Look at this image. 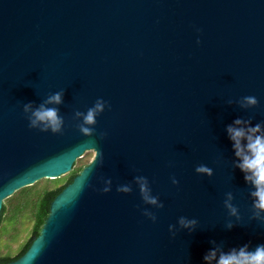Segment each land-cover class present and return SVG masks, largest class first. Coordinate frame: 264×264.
<instances>
[{
  "label": "water",
  "instance_id": "95a60500",
  "mask_svg": "<svg viewBox=\"0 0 264 264\" xmlns=\"http://www.w3.org/2000/svg\"><path fill=\"white\" fill-rule=\"evenodd\" d=\"M58 91L62 103L47 106L63 131L30 128L24 105ZM246 95L258 105L242 107ZM101 97L110 107L82 134L76 113ZM236 118L264 126V0H0V214L18 190L87 164L29 249L5 264H209L210 249L264 243V213L226 130ZM137 175L163 208L143 201ZM180 216L197 224L183 228Z\"/></svg>",
  "mask_w": 264,
  "mask_h": 264
},
{
  "label": "clouds",
  "instance_id": "9594fccd",
  "mask_svg": "<svg viewBox=\"0 0 264 264\" xmlns=\"http://www.w3.org/2000/svg\"><path fill=\"white\" fill-rule=\"evenodd\" d=\"M196 31L199 32L201 30L197 28ZM200 42L198 37L197 43L199 44ZM62 99L63 92L58 91L50 95L45 103L38 108L33 109L31 103L25 104L24 112L31 113L28 117L29 127L45 132L61 133L64 119L59 115V109L48 107L47 105L60 104ZM240 103L242 107H254L258 105L259 100L254 95H246L241 98ZM106 106L110 107L108 102L101 97L96 100L95 105L90 107L86 113L79 111L76 113L77 116L83 117V122L79 125V130L82 134L91 136L96 132V128L91 126L97 123V117L105 111ZM226 130L229 139L233 142L234 154L239 158L236 166L244 173V180L254 186V191L251 192V195L255 198L253 207L256 210L257 218H260L261 213H264V126L259 123L252 126L249 121L236 118L232 124L227 125ZM106 135V132L100 134L101 138ZM90 143L94 144L95 141H90ZM97 155L99 157V152ZM195 171L209 176L213 174V170L205 164L197 165ZM134 179L146 204L152 205L156 209H161L165 206L158 196L152 194V188L147 176L137 175ZM171 183L179 185L180 181L175 176H172ZM112 184L111 178L104 179V186L101 191L105 193L111 191ZM116 190L122 193H131L132 186L130 184H120L117 185ZM232 199V193H227V199L224 201L225 207L231 215L238 216V208L232 204ZM142 211L143 215L154 223L158 220L156 213L152 209L145 208ZM178 223L183 228L191 229L197 224V220L180 216ZM227 227L231 229L234 225L229 222ZM175 228L174 224H169L168 226V231L173 237L176 235ZM203 259L208 261L209 264L214 260L216 264H264V243H259L254 248H250L249 243H245L239 248H233L228 252L220 251L219 255L218 250L213 248L204 255Z\"/></svg>",
  "mask_w": 264,
  "mask_h": 264
},
{
  "label": "trees",
  "instance_id": "16d2710c",
  "mask_svg": "<svg viewBox=\"0 0 264 264\" xmlns=\"http://www.w3.org/2000/svg\"><path fill=\"white\" fill-rule=\"evenodd\" d=\"M86 165H77L76 161L71 172L59 178H44L34 185L18 190L4 201L0 214V226L6 222L7 225L3 227L5 232L9 230V226L13 229H18L16 235H12L11 241L17 243L20 234L27 231V223L25 221H29L30 230L25 240L15 251H12L10 246V249L5 254L0 255V264L18 259L29 249L34 239L41 233L45 221L51 212L52 201L74 180L75 176ZM16 226L17 228H15Z\"/></svg>",
  "mask_w": 264,
  "mask_h": 264
},
{
  "label": "rangeland",
  "instance_id": "374dc122",
  "mask_svg": "<svg viewBox=\"0 0 264 264\" xmlns=\"http://www.w3.org/2000/svg\"><path fill=\"white\" fill-rule=\"evenodd\" d=\"M80 164H86L83 157L77 160V165H80ZM25 222L27 223V227H26L27 231H25L24 233L22 232L20 234L17 243H13L11 240H12V235L15 236L18 229H13L9 226L8 227L9 230L5 232L3 231V227L7 225L6 222L0 226V255L5 254L10 249V246H11L12 251L13 250L15 251L18 248V246H20V244L25 240V237L27 236L30 230L29 221H25ZM15 228H17V226Z\"/></svg>",
  "mask_w": 264,
  "mask_h": 264
}]
</instances>
